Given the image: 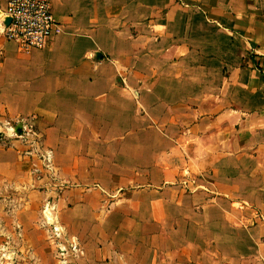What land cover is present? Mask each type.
<instances>
[{
	"label": "crops",
	"instance_id": "1",
	"mask_svg": "<svg viewBox=\"0 0 264 264\" xmlns=\"http://www.w3.org/2000/svg\"><path fill=\"white\" fill-rule=\"evenodd\" d=\"M47 1L61 32L45 48L22 50L0 26V114L47 122L75 184L58 208L79 220L81 264H264V221L242 227L234 242L249 251L233 257L208 238L175 254L159 235L168 207L205 213L211 196L264 216V0ZM17 164L0 149V181ZM102 177L109 187L87 188Z\"/></svg>",
	"mask_w": 264,
	"mask_h": 264
},
{
	"label": "rangeland",
	"instance_id": "2",
	"mask_svg": "<svg viewBox=\"0 0 264 264\" xmlns=\"http://www.w3.org/2000/svg\"><path fill=\"white\" fill-rule=\"evenodd\" d=\"M47 128V122L38 116L0 114V149H12L17 154L20 168L16 175L8 177L12 181H0V264H81L80 260L84 258V248L75 227V221L78 224L79 220L75 216L68 218L66 212L60 215L58 208L64 191L74 188L75 184L60 176V150L49 146L48 141L54 140V136L47 133ZM182 178L186 189H196L194 184L197 182L192 180L187 167ZM100 180L103 182L89 184L87 188L102 189L101 185L109 187L111 184L104 177ZM210 199L211 202H204L208 205L205 213L191 209L174 214L168 207L164 220L168 218L170 222L159 230L164 250L169 249L175 254L189 250L200 252L203 247L205 249L201 238H208L207 246L217 256L220 253L233 257L236 248H243L242 253H246V242L237 245L235 238L238 243L245 240L243 228L256 220L264 221V216L254 211L246 200L214 196ZM222 208L226 211H221ZM174 217L195 227L172 229ZM226 224L227 228L224 227ZM157 231L150 230L153 237Z\"/></svg>",
	"mask_w": 264,
	"mask_h": 264
},
{
	"label": "built area",
	"instance_id": "3",
	"mask_svg": "<svg viewBox=\"0 0 264 264\" xmlns=\"http://www.w3.org/2000/svg\"><path fill=\"white\" fill-rule=\"evenodd\" d=\"M0 24L5 38L22 50L43 49L61 32L47 0H8L0 9Z\"/></svg>",
	"mask_w": 264,
	"mask_h": 264
},
{
	"label": "water",
	"instance_id": "4",
	"mask_svg": "<svg viewBox=\"0 0 264 264\" xmlns=\"http://www.w3.org/2000/svg\"><path fill=\"white\" fill-rule=\"evenodd\" d=\"M9 22V19H7L6 21H5V23L7 24Z\"/></svg>",
	"mask_w": 264,
	"mask_h": 264
}]
</instances>
